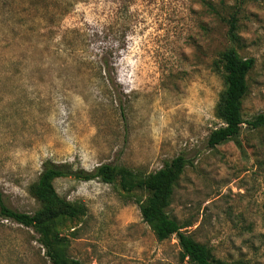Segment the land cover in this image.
<instances>
[{"label":"rangeland","instance_id":"obj_1","mask_svg":"<svg viewBox=\"0 0 264 264\" xmlns=\"http://www.w3.org/2000/svg\"><path fill=\"white\" fill-rule=\"evenodd\" d=\"M0 0V200L30 193L46 161L145 177L187 160L167 212L221 261L264 264V129L207 146L222 125V54L253 58L241 111L264 113V0ZM236 9L237 41L227 37ZM223 18V19H222ZM84 215L54 225L78 264H185L175 236L158 242L117 183L53 181ZM28 228L0 217V264H51Z\"/></svg>","mask_w":264,"mask_h":264},{"label":"trees","instance_id":"obj_2","mask_svg":"<svg viewBox=\"0 0 264 264\" xmlns=\"http://www.w3.org/2000/svg\"><path fill=\"white\" fill-rule=\"evenodd\" d=\"M201 1L209 11L218 15L212 3L208 0ZM238 12L239 9H236L228 18H222L227 24V37L231 44L237 41ZM222 62L225 71L224 90L216 105V117L222 125L211 130L207 137V146L212 149L229 141L240 147L238 136L244 124L253 130L264 129V113L245 121L241 111L242 99L248 89L247 76L255 60L243 58L238 55L235 48L229 47L222 54ZM186 164L187 160L183 156H177L156 172L138 177L133 171L112 164H102L92 171H86L74 169L67 163L56 164L46 161L30 191L38 200L40 208L33 214H27L7 207L0 200V217L31 229L38 236L37 242L51 264H78L77 261L66 257L54 225L63 219H78L84 215V211L80 205L72 204L60 197L53 187V181L59 178L83 182L97 179L105 184L117 183L125 193L135 190L146 192L147 198L139 203L143 222L149 226L158 242L175 236L181 250L180 257L185 264H245L241 260L228 262L215 259L206 245L197 242L187 230H183L190 227L189 224H179L167 212L173 189Z\"/></svg>","mask_w":264,"mask_h":264}]
</instances>
